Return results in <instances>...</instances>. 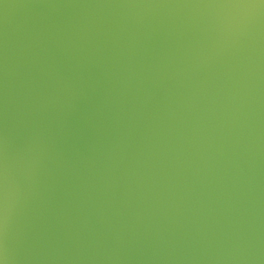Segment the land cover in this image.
<instances>
[{
	"label": "water",
	"instance_id": "1",
	"mask_svg": "<svg viewBox=\"0 0 264 264\" xmlns=\"http://www.w3.org/2000/svg\"><path fill=\"white\" fill-rule=\"evenodd\" d=\"M0 264H264V0H0Z\"/></svg>",
	"mask_w": 264,
	"mask_h": 264
}]
</instances>
